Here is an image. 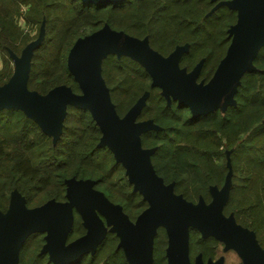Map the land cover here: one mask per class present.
<instances>
[{
    "label": "trees",
    "instance_id": "obj_1",
    "mask_svg": "<svg viewBox=\"0 0 264 264\" xmlns=\"http://www.w3.org/2000/svg\"><path fill=\"white\" fill-rule=\"evenodd\" d=\"M212 0H120L86 3L81 0H0V52L3 68L0 84L12 74L9 50L20 54L37 35L25 33L22 19L31 27L44 23V36L33 50L27 86L45 94L58 84L79 92L66 66L68 50L78 37L99 29L104 23L116 30L147 36L152 48L163 55L176 45L188 43L179 65L191 69L203 59L197 79L207 80L224 56L230 42L228 27L236 21V10L221 5L212 12ZM22 6L27 7L25 12ZM210 12V13H208ZM33 31V30H32ZM256 69L245 72L234 95L235 104L192 115L189 108L160 94L151 78L135 60L108 54L102 59V75L116 111L123 116L136 99L148 91L138 119H152L161 128L141 134L143 147L155 146L151 162L165 183L187 200L202 196L210 201L209 186L220 187L229 159L232 174L223 213L233 214L237 223L255 233L264 250V45L253 59ZM101 133L87 109L69 105L62 132L55 141L21 110L0 109V209L5 210L11 192L17 189L29 206L50 198L65 200V179L92 178L113 202L134 220L147 202L123 175L106 146H98ZM83 232L75 217L68 240ZM41 232L30 234L19 251V264H53L40 252ZM118 237L107 231L94 253H86L71 264H128ZM167 236L159 227L154 238L153 263L166 264ZM218 240L202 237L192 229L189 257L214 258Z\"/></svg>",
    "mask_w": 264,
    "mask_h": 264
},
{
    "label": "water",
    "instance_id": "obj_2",
    "mask_svg": "<svg viewBox=\"0 0 264 264\" xmlns=\"http://www.w3.org/2000/svg\"><path fill=\"white\" fill-rule=\"evenodd\" d=\"M81 1L99 4L120 0ZM221 5L236 10V21L227 29L230 42L226 52L206 82L197 81L203 59L191 70L179 65L188 43L176 45L163 55L150 46L147 36L136 37L107 23L78 37L68 50L66 66L79 92L67 84L55 85L45 94L28 88L31 57L44 31L29 41L20 54L9 50L15 69L0 84V109L21 110L53 141L61 135L69 105L87 109L101 133L97 145L106 146L112 152L115 161L124 167L132 190L142 195L147 206L133 221L120 204L113 203L96 189L90 178H66L65 200L50 198L33 207H28L24 196L14 189L7 210L0 212V264H19L21 245L35 232H45L40 252L47 253L53 264H71L86 253H94L107 231L118 237L117 247L123 250L128 264H152L154 238L159 227L164 228L167 236L166 264H191L192 229L202 237L213 236L223 242L225 249L236 250L243 264H264V250L255 233L237 223L232 213H223L231 186L229 159L222 186L209 187V202L200 196L193 203L176 193L173 182L165 183L151 162L156 147H143L141 143L142 133L161 128L152 119L137 120L149 92L144 91L120 116L101 74L105 56L124 55L145 69L151 78L150 85L160 88L167 105L175 100L187 106L192 115L216 110L224 113L229 105L235 104L234 95L242 75L256 69L253 59L264 45V0H219L210 12ZM74 210L82 220L85 233L68 240ZM194 264H222V258H208L204 262L198 253Z\"/></svg>",
    "mask_w": 264,
    "mask_h": 264
},
{
    "label": "rangeland",
    "instance_id": "obj_3",
    "mask_svg": "<svg viewBox=\"0 0 264 264\" xmlns=\"http://www.w3.org/2000/svg\"><path fill=\"white\" fill-rule=\"evenodd\" d=\"M26 8L27 7H25V6H22L21 8H20V10L21 11H23V12H25L24 10H26ZM20 25V27L22 28V30L25 32V33H31V32H37V35H36V37L38 36V34H39V32L42 30V31H44L43 29H44V25H43V27H42V25H40L39 26V28L38 29H36V31L34 30V29H31V27L25 22V20L24 19H22L21 21H20V23H19ZM42 24V23H41ZM42 28V29H41ZM33 30V31H32ZM43 36H44V33H43ZM35 37V38H36ZM34 38V39H35ZM33 40V39H32ZM31 41V40H30ZM199 61V60H198ZM197 61V62H198ZM9 67H11V69H12V72L14 71V69H15V65H14V63L12 62V60L11 59H9ZM196 62V63H197ZM183 67H185V66H183ZM3 68V64L1 63V52H0V70ZM186 68V67H185ZM193 68V67H192ZM191 68V69H192ZM187 69V68H186ZM191 69H189V70H191ZM188 70V69H187ZM101 71H102V65H101ZM101 74H102V72H101ZM103 76V75H102ZM210 78V77H209ZM208 78V79H209ZM207 79V80H208ZM207 80H205L204 78H201V79H197V81L199 82V81H202V82H206ZM137 100V99H136ZM123 173V175H125V177L127 178V176H126V174H125V171H123L122 172ZM173 182V181H172ZM173 184H174V182H173ZM217 186V185H216ZM102 192H103V190H101ZM104 193V192H103ZM105 194V193H104ZM105 196H106V194H105ZM204 199V198H203ZM205 200V199H204ZM210 200H211V197H210ZM113 202V201H112ZM191 202H193V203H196L197 201H191ZM8 203H9V201H8ZM113 203H117V202H113ZM118 204H120V203H118ZM27 205V204H26ZM121 205V204H120ZM28 207H33V206H29V205H27ZM7 208H8V206H7ZM7 208L5 209V210H3V209H0V212H2V213H4L6 210H7ZM135 218H136V216H135ZM134 218V219H135ZM249 229V228H248ZM42 233V232H41ZM81 234V232H78V233H76V234H74V236L71 238V239H74V238H76L77 236H79ZM42 237H43V234H42ZM44 242V241H43ZM42 246V245H41ZM166 247V246H165ZM41 248V247H40ZM197 255V254H196ZM196 255H195V257H196ZM194 257V258H195ZM219 258H222V264H243V260H242V257L237 253V251L236 250H234L233 248H229V249H225L224 248V243L223 242H221V241H218V246H217V249H216V251H215V256H214V258H212L213 260H216V259H219Z\"/></svg>",
    "mask_w": 264,
    "mask_h": 264
},
{
    "label": "flooded vegetation",
    "instance_id": "obj_4",
    "mask_svg": "<svg viewBox=\"0 0 264 264\" xmlns=\"http://www.w3.org/2000/svg\"><path fill=\"white\" fill-rule=\"evenodd\" d=\"M218 1H219V0H214L215 4H216ZM215 4H214V5H215ZM214 5H213V6H214ZM200 69H201V68H200ZM146 119H148V118H146ZM137 120H145V119H138V118H137ZM69 178H70V177H69ZM75 178H76V177H75ZM77 179H80V178H77ZM83 179H85V178H83ZM90 179H92V178H90ZM95 185H96V183H95V180H94V187H95L96 189H98ZM210 186H211V185H210ZM210 186H209V187H210ZM221 186H222V185H221ZM221 186H220V187H221ZM220 187H219V188H220ZM65 190H66V184H65ZM98 190H99V189H98ZM209 193H210V192H209ZM104 195H105V194H104ZM106 197H107V196H106ZM107 198H108V197H107ZM108 199H109V198H108ZM109 200H110V199H109ZM110 201H111V200H110ZM73 214H74V219H73V222H74L75 217L78 216V217L80 218V216H79V214L76 212V210H74ZM134 220H135V219H134ZM134 220H133V221H134ZM80 223H81V225H82V220H81V218H80ZM82 227H83V225H82ZM246 228H247V227H246ZM84 233H85V228L83 227V232H82L79 236H81V235L84 234ZM42 234H43V240H44L45 232H42ZM77 237H78V236H77ZM77 237H76V238H77ZM71 240H72V239H71ZM218 241H219V240H218ZM257 242H258V241H257ZM43 243H44V242H43ZM43 243H42V244H43ZM41 247H42V246H41ZM40 249H41V248H40ZM200 254H201V253H200ZM201 256H202V255H201ZM208 258L212 259L211 257H208ZM208 258H207V259H208ZM207 259H206V260H207ZM194 260H195V258H194ZM194 260H193V263L191 262V264H194ZM202 260H203V258H202ZM206 260H203V261L206 262ZM212 260H213V259H212Z\"/></svg>",
    "mask_w": 264,
    "mask_h": 264
}]
</instances>
